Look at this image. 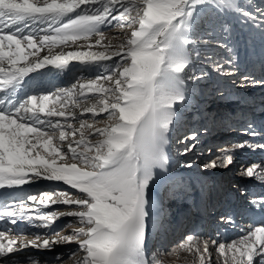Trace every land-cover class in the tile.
I'll return each mask as SVG.
<instances>
[{
    "label": "snow or ice",
    "instance_id": "1",
    "mask_svg": "<svg viewBox=\"0 0 264 264\" xmlns=\"http://www.w3.org/2000/svg\"><path fill=\"white\" fill-rule=\"evenodd\" d=\"M209 6L239 14L264 38V10H246L238 0H0V189L43 179L79 193L56 188L13 203L0 201V221L10 225L26 221L50 228L61 216L76 218L65 225L72 227L67 235L60 229L29 239L22 227L16 235L11 228L0 230V258L22 249L51 251L75 243L78 248L66 252L71 264H148L146 234L150 220L155 226L156 213L150 186L171 179L166 175L170 134L190 98L187 82L205 75L186 71L192 64L190 32ZM108 28L128 31L120 43L105 44L102 29ZM79 41L87 42L89 50L53 52ZM71 61L95 64L104 72L51 96L17 94L29 73L48 65L63 69ZM215 69L221 71L223 64ZM225 72L232 74H221ZM252 83L264 85V79ZM246 135L261 133L249 124ZM196 139L192 133L177 142L193 141L186 154L196 147ZM245 148L264 149V143L245 140L223 147L222 155L202 168H227L234 160L232 151ZM240 174L264 182V167L258 163L242 167ZM29 201L35 203L30 206ZM49 204L69 207L39 210ZM258 206L264 211V197ZM178 249L191 255V264H211L207 240L188 235ZM216 251L223 264H254V257L264 264V226L219 243ZM56 264L66 262L57 256Z\"/></svg>",
    "mask_w": 264,
    "mask_h": 264
},
{
    "label": "bare ground",
    "instance_id": "2",
    "mask_svg": "<svg viewBox=\"0 0 264 264\" xmlns=\"http://www.w3.org/2000/svg\"><path fill=\"white\" fill-rule=\"evenodd\" d=\"M103 30H106V29H102V31ZM127 31L128 30L121 29V28H113L112 30L108 32L104 31L105 40L107 43L111 42L113 45L118 44L121 42V40L125 38ZM242 34L247 37L245 30L244 31L242 30ZM82 43H87V42L82 41ZM64 49L66 51L68 50L73 51V50H84L85 48L78 47V45L77 46L72 45L71 47L65 46ZM86 49L88 50L89 48L87 47ZM46 52H47V49L42 51L40 53V56L42 57V55H44ZM259 55H258L259 57L257 56L255 59H253V57H250L249 60L246 63H244V65L241 62H237L236 64H233L232 66L225 65L224 66L225 69L221 71H224V70L230 71L232 73L231 75L226 74V72L225 74H221V71H219V75H220L219 77L214 78L212 76L211 78V75H210V81H208L209 82L208 86H211V87L206 92V95H205V92H201L200 89L196 88L195 92L191 93L192 95L190 94V98H189V99L194 100V103H192V105L196 107L191 108V110L188 109V111L186 112L182 111V114L184 115L189 114L190 116L191 115L192 116L191 117L188 116L189 118H186L187 115L185 117L181 116L180 122L178 124L179 125L178 130L177 131L175 130L173 133L170 134L169 143L171 140H173V138H175V136H178L179 138L181 134H183V137H184L186 135L190 136L192 133H196L198 137L199 132H196L192 128L191 129L185 128L189 124L185 123L182 120V118H184L185 121L186 119H189L190 123H194L195 119L191 121L194 115L193 110H195L198 106L200 107L210 106V108L203 107L204 109L199 108L197 110V112L200 111L202 121L204 123H207L208 121L206 119L210 117L209 115L210 112L208 113V110L209 109L212 110L213 107L216 106V104H220V105H223V107L230 106V108L227 110L223 109V112L221 110L217 111V114L220 116L219 117L220 120H226L227 121L226 124H229V122L231 121L230 127L232 126L236 128V131L232 128L230 129V131L232 130L233 133L236 132L239 135L243 134L244 136L238 137V138H241L239 140L238 138L228 137L226 136L227 133H225L224 136L218 141L227 142L228 140V143L227 144L225 143L224 145H222V147H218L217 143H212L211 147L207 149V151L204 152V156L202 158L200 155L197 156L196 154V148L199 147V145L201 144V140L198 141V143L196 144V147L192 151L186 154L183 153L184 151L181 152V149L182 150L185 149L189 145L191 140L187 141L186 143H178L181 146L179 149L177 147L175 148V151L179 153V157L177 159H181L182 161L185 159V156H186L189 162L192 163L193 165L192 166L193 172H191L193 173V175H188V173L183 174L184 172H179V175L177 174V178H175L173 181L180 179L181 181L180 185H177L176 188L171 189V185H168V183L172 180V177L167 173L166 175L170 177L171 179L167 183L164 182L160 184L161 186L165 187V191L162 192V194H164L163 196L165 198L167 197V200H169L168 204H174V205L175 203H188L191 200V198H195V200H197V197H199V203L197 204L196 202H194L197 205L193 209V211H194L195 217L199 216L198 219H195V220L198 221L200 225L201 224L204 225V227H202L198 232L189 231L192 224L188 225V220H186L184 216L185 215L184 210L177 211V208L176 210L175 208L173 210L170 205H169L170 209L168 210L170 211V213H168L166 217L167 225L163 226L156 222L155 226H153V221L150 220L148 223V228H147L146 242L150 240L151 232L154 231L156 227L160 226L159 231L161 235L159 234V236L166 237L165 245L171 242V245L173 247L169 254L170 256L168 258L169 262L168 261L160 262L159 259L156 258L157 259L156 261H159L160 264H166L167 262L172 263L173 260L176 262L175 264H191L192 262L191 255L178 249V244L181 241L185 240L187 237L186 235H184V233L188 231H189L188 235L198 236L201 239V241L203 240L209 241V250L212 253L211 264H217V261H219V264H223V260L218 259V252L216 251V248L219 243H226V244L231 243L232 241L237 240L238 238L242 237L251 228L256 227V226H264V215L263 214L261 215V212H264V211H262L261 207L258 206L260 198L264 197V182H261L255 178H247V177L242 176L240 174L241 170L235 176L234 175L235 173L233 174L232 169H231L233 167L232 166L233 163L227 168L228 170L220 169L218 173L214 171L212 172V170H207L205 171L206 173H208L207 175L201 174V172L199 174L197 171L195 172L194 170L196 168V164L203 165L204 163L210 160L216 159L218 156L222 155L221 149L223 147L230 148V146L235 145L237 143H241L245 140H249L252 143H264V85H257V84L252 83L253 80L264 79V52H262ZM30 59H34V58L30 57ZM41 69H49L51 71H54L55 67L52 65H48ZM245 76L248 77V81L244 80ZM50 86L51 84H49L47 81L42 82L40 85H37L35 83L33 84L32 81L26 80V81H23L21 85V90L17 94L18 95L37 94L41 91L43 92L41 93L44 94V92H46L47 89L50 88ZM38 104H39V101H38ZM220 105H218L217 107H219ZM84 106L85 105H82L81 107H84ZM246 109H251V110L247 112ZM232 112H233V116H231ZM76 113L77 115H79L80 109L76 110ZM90 116L91 114H87V113L85 114V118H90ZM240 116H244V119L246 118L243 121V126L239 125L236 120L237 117H240ZM42 118H46V117L42 116ZM53 119H62V118L54 117ZM97 119H101V117H97ZM249 124H251L256 129L257 132H260L261 135L256 136V137H250L246 135L247 126ZM202 131L203 132H201L202 134L200 133L199 137H201L202 135L204 137L205 134H207L206 128L203 129ZM183 137L181 136L180 138L183 139ZM209 138L210 136H208L206 139H209ZM203 139H205V137ZM232 154L234 155V159L235 158L242 159V164H244L245 167L253 163H258L262 167H264V149H256L254 151L248 148L236 149L232 151ZM188 180L189 181L193 180V182L190 184ZM185 182H188V183H185ZM227 185L229 187V194H228L229 196H226L222 192L223 189L226 190ZM151 186H150V189L152 188ZM179 186L182 188L181 191H179V189H181L179 188ZM188 186L190 188H188ZM56 188L61 189V190H66L73 194L79 195V193H77L75 189H71L68 185L63 184L62 182L36 179L33 182L25 184L19 188L0 189V199L3 198L5 194L11 192L12 193L11 196L5 199L9 203H13L15 202V199L17 197L25 196L29 193L36 194V193H41L44 191H53ZM185 188H188L189 190H185L184 192ZM234 191H236L237 193L233 194ZM177 192L179 193L183 192V194L180 193V195H178ZM253 193H255L257 197L246 196L248 194L253 195ZM208 195H209V200H208ZM150 198L154 202H155V199H157L155 195L154 196L150 195ZM253 201H256L257 203L254 204ZM240 202L242 203V206L239 207ZM225 203H226V206H225ZM28 204L30 206L33 205L31 201H29ZM232 204H236L237 210L242 211V212H239L236 215V217L238 216V217L243 218L244 215L246 214L247 219L245 218V222L242 223V225L234 223L237 219H235L236 217L232 215L233 214L231 211L232 209L230 208ZM68 207L69 206L67 205L49 204V206L47 207L44 206V208L41 211L51 212L57 209L63 210ZM71 207L75 208L76 206L72 205ZM156 208H157V204H156ZM35 210L36 209H33V214ZM206 210H208L209 212V217L213 216V218L211 220H208L206 223V225L209 226L208 228L206 227L204 223H202V219H201V216L205 213ZM214 212L216 213L214 214ZM67 218L69 217L61 216L59 219H61L62 221L63 219H67ZM190 219L192 218L190 217ZM24 222L27 223L26 221ZM58 222H55L53 225H51L50 228L35 227V226L28 225V223L14 227L6 223L0 222V230H4L6 228L12 227L11 228L13 230L12 234L16 235L17 234L16 229L22 227L24 234L27 235L29 239H31V238H34L36 235H44L46 233L51 234V232H53V230L58 226L59 224ZM192 222H194V220ZM36 223L39 224L40 222L37 221ZM185 224H186V227L188 228L186 232L182 231V228ZM238 225H240V227ZM66 233H64V235H66ZM180 236L181 237L183 236V238L180 241H177L176 243H174V241L177 240ZM213 240H215L217 243L212 244L211 241ZM68 248L77 249L78 245L77 244L73 246L57 245V246H54V248L51 251L38 250V249L34 250L32 248L22 249L18 252L10 254V258L9 257L0 258V264H2V261L4 260H10V264H30V261H38L39 264H56L57 255L59 256L62 255L66 264H71V261L68 260L67 255H66ZM145 252H146V248H145ZM151 264H154V262H152ZM254 264H260L259 257H254Z\"/></svg>",
    "mask_w": 264,
    "mask_h": 264
},
{
    "label": "rangeland",
    "instance_id": "3",
    "mask_svg": "<svg viewBox=\"0 0 264 264\" xmlns=\"http://www.w3.org/2000/svg\"><path fill=\"white\" fill-rule=\"evenodd\" d=\"M238 3L241 6L245 7L246 10H249L252 12H256V9L264 10V0H238ZM209 7H210V10L206 11L200 17L199 21L194 25L193 29L190 32V36H191V39L193 41V43L189 46L193 50L192 51V57H191L192 58V64L190 65L189 69H186V71L189 73V75H192V73L194 71L195 75L198 77L200 76L201 73L205 74L202 78L189 80L187 82V87L190 90V94L194 93L196 88H197V89H200L201 92H205V95H206V92L211 87V86H208V84H209L208 81H210V75H211V78H212V76L214 78L220 76L219 71H217L215 69L216 65L223 64V67L225 65L232 66L233 64H236L237 62H241L244 65V63H246L250 57H256L257 55L264 52V38H261L260 29H258V30L253 29L251 27V25H252L251 22L247 21L246 19H244L243 17H241L237 13H234V12H231L228 10H223V9H216L214 6H209ZM256 14L259 15V13H256ZM225 25L228 26V31H225ZM112 29L113 28H108V29L103 30V31L108 32ZM242 30L246 31L247 37L242 34ZM254 30L258 31L259 34H255L253 32ZM104 43L107 44L106 40H104ZM77 45H78V47L85 48L84 50H81V51H88L89 50V49L88 50L86 49L87 43H82V41H79L77 43ZM77 45H75V46H77ZM81 45L84 47H82ZM114 45H116V44H114ZM221 45H224V46H221ZM260 47L262 50L260 49ZM64 48H65V46H60L58 48L53 49V52L57 53V54H59L61 51L67 52ZM91 50L92 51H102L103 49L92 48ZM197 53H199V55H197ZM46 54H47V52L44 55H46ZM44 55H42V56H44ZM259 56H261V55H259ZM33 58L35 59V57H33ZM114 59H118V58H114ZM229 60L232 61L231 64L226 63ZM104 63L111 64L112 61H107ZM223 69H225V67ZM47 70H49V69H47ZM47 70L44 69L40 73L32 74V75L26 77L27 80L32 81L33 84L35 83L37 85H40L42 82H45V81H47L49 84H51L50 88H48L47 91L44 92V94H42L43 93L42 91H41L42 93L41 92L37 93L36 95H38V96L39 95L51 96L53 93L57 92L60 89L70 88L73 84L77 83L78 81L79 82H86L87 79H94L98 74H101L104 72V69L102 67H97L95 64L84 65V64H80L77 61L69 62L67 67L63 68V69L55 68L54 71H51V70L47 71ZM217 73H218V75H217ZM214 78H213V80H214ZM206 82H208V83H206ZM211 90H210V92H211ZM213 93H214V91H213ZM53 99H54V97H53ZM191 100L192 99H189L187 101L186 105L184 106V111H188V109H186V107L191 108V106H192L191 104L193 102V100L192 101ZM188 103H189V105H188ZM51 107H52V101L50 100L49 101V108H51ZM78 109L79 108L75 109V111ZM189 110H191V109H189ZM186 115H187L186 118H189L192 116V115L190 116L189 114H186ZM182 120L185 123L189 124L188 126L185 125L186 129H191V127L195 123V122L190 123L189 119H186V121H185V119L182 118ZM191 121H192V119H191ZM177 128H179V125ZM177 128H176V131L178 130ZM194 130L196 131V129H194ZM234 130L236 131V128H234ZM181 136L183 137V134H181ZM226 136L231 137V138H238V137H243L244 135L243 134L239 135L236 132L233 133L232 130L230 131V129H229L228 134ZM173 137H174V135H173ZM180 137L178 138V136H175V138H173V140H171L167 146V152L169 155V168H168L167 173L172 177V180L168 183V185H171V189H174L177 187V185H180L177 182L178 180L173 181L175 178H177V174L179 175V172H184L183 174L188 173V175H193V173H191V172H193L192 167L188 168L185 166L186 164L190 163L189 160L186 158V156H185V159L182 161H181V159H177L179 157V153L175 151V148L177 147L179 149L181 146L177 142V140L181 139ZM204 137L206 138V136H204ZM204 137L203 136L199 137V135H198L196 141L194 142L195 144H197L198 141L201 140L202 145L200 144L199 147L196 148V154H197V156L200 155L201 158L204 156V152L207 151V149H209L211 147V144H212V143L206 144L205 139H203ZM238 139L240 140L241 138H238ZM218 142H217V144H218L217 146L222 147V145H224L225 143L226 144L228 143V140H227V142L226 141H224V142L222 141L219 143ZM191 143H193V141H190L189 144H191ZM182 151H184V149L183 150L181 149V152ZM182 158H184V157H182ZM233 161H234L233 162L234 165L232 164L233 167L231 169H232L233 174L235 173L234 175L236 176L237 173H239V171L241 170V168L245 167V165L242 164V159L235 158ZM227 168L213 169L212 172L214 171V172L218 173L220 171V169L221 170L222 169L228 170ZM194 170H195V172L197 171L199 174H200V172H201V174H205V175L208 174L205 172L207 170H204L202 168V164L201 165L196 164V168ZM186 171H188V172H186ZM232 172H231V174H232ZM226 177H227V175H226ZM167 182L168 181H166V183ZM192 182H193V180L189 181L190 184ZM185 183H188V182H185ZM151 187L152 188L150 189L149 195H152V196L155 195V197H157V199H155V203L157 204L156 213H155V223L157 222V223L165 226V225H167V219H166L167 214L170 213V211H168V210L170 209V206H171V204H168L169 200H167V197L165 198L163 196L164 194H162V192L165 191V187L161 186L160 184H155V185H152ZM179 188H181V187L179 186ZM179 188H177V189H179ZM188 188H190V187L188 186ZM226 188H228V185ZM232 188H234V187H232ZM181 190H182V188L179 189V191H181ZM224 191L225 190H223L222 192L224 194H226ZM184 192H185V189H184ZM177 193H178V195H180V193L183 194V192H180V193L177 192ZM208 200H209V195H208ZM182 207H184V206L182 205ZM171 208L174 210V208H175L174 204H173V207H171ZM176 208H177V211L183 210V209L179 210V204H177ZM191 213L192 214L185 213L184 216H185L186 220H190V217L193 218L192 216H194V211H191ZM263 213L264 212H262L261 215ZM205 218H208V219H205ZM75 219L72 217H69L67 219H63L62 221H61V219H57L55 222L59 221L58 222L59 224L53 231L63 229V232H62L63 235L66 232H67L66 235L70 234L72 232V227H65V225L69 224V222L71 220L74 221ZM201 219H202V223L206 224L207 221L211 220L212 218L209 219V212L206 211L204 218H202V216H201ZM240 224L242 225V223H240ZM159 230H160V226L156 227L155 230L152 231L150 234V240L148 242H146L145 258L147 259L148 264H151L152 262L156 261L157 259H159L160 262L161 261L162 262L168 261L169 260L168 258L170 257L169 254L171 252V249L173 248L171 245V242L167 243L165 245V241H166L165 238L166 237H160L159 236V234H160ZM187 230H188V228L186 227V224H185L182 228V231L186 232ZM188 234H189V231L184 233V235H186V236H188ZM182 238H183V236L182 237L180 236L177 240L174 241V243H176L177 241H180ZM73 245H76V244L73 243V244L68 245V246H73ZM34 250H36V249H34ZM57 256H59V255H57ZM60 256H62V255H60ZM218 259L223 260L222 257H219V254H218ZM168 262L166 264H175L176 263L174 260L172 261V263L171 262L168 263Z\"/></svg>",
    "mask_w": 264,
    "mask_h": 264
}]
</instances>
